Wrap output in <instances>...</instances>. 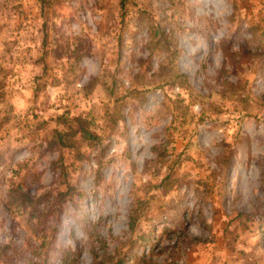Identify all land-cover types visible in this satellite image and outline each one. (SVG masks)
<instances>
[{"label":"rangeland","instance_id":"obj_1","mask_svg":"<svg viewBox=\"0 0 264 264\" xmlns=\"http://www.w3.org/2000/svg\"><path fill=\"white\" fill-rule=\"evenodd\" d=\"M122 5L0 0V264L30 255L3 202L32 181L72 188L44 227L74 264L94 236L123 264H264V0ZM75 115L100 139L70 164L43 139Z\"/></svg>","mask_w":264,"mask_h":264},{"label":"trees","instance_id":"obj_2","mask_svg":"<svg viewBox=\"0 0 264 264\" xmlns=\"http://www.w3.org/2000/svg\"><path fill=\"white\" fill-rule=\"evenodd\" d=\"M47 0H39V7L43 8ZM124 0H119V4L122 8ZM42 38L41 44L47 37L46 24L41 21ZM77 47H74L69 53L70 55H76L74 60H78ZM42 51V49H41ZM43 54V53H41ZM42 56V55H41ZM68 59V57L66 58ZM40 60V58H39ZM177 77H183L181 73H175ZM92 81L89 80L88 83ZM9 118V107H0V121L5 122ZM61 127L52 128L50 134H45L43 143L44 150L58 149L65 150L67 152V158L69 163L80 161L84 158V154L78 148L83 144L94 145L99 142V135L88 129V122L84 116L75 115L68 119H62L60 123ZM37 172H33L32 175H37ZM165 175L161 178L155 187L162 185L163 181L167 179ZM33 185H23L21 183L10 184L5 192L4 206L7 209L12 223L25 229L26 242L22 243L25 249L30 251L28 257H23L24 251L18 257H14L15 264L20 259L21 264H52L49 261V257L55 254V260L60 264H74L78 254V249H63L61 247H55L52 243L54 239L53 226L44 227V222L49 216H55L59 211L61 204L64 202L65 197L71 196L72 188L65 185L63 190H59L53 193L52 189H44L37 181H32ZM168 188H165V191ZM143 203L141 199L135 200V208L129 210L127 226L129 231L137 224L138 213L137 209ZM53 222V220H52ZM48 229V230H47ZM97 243V245H95ZM90 262L88 264H123V257H117L112 255L106 247L104 241L96 236L93 237L90 249ZM36 258L37 261L32 260Z\"/></svg>","mask_w":264,"mask_h":264}]
</instances>
